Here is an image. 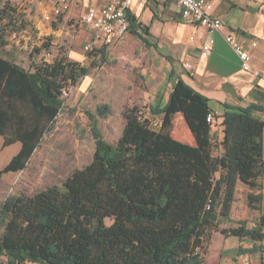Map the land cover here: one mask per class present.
I'll return each instance as SVG.
<instances>
[{
  "label": "trees",
  "instance_id": "obj_1",
  "mask_svg": "<svg viewBox=\"0 0 264 264\" xmlns=\"http://www.w3.org/2000/svg\"><path fill=\"white\" fill-rule=\"evenodd\" d=\"M15 14L7 4L0 8V47L10 25L11 31L26 27L23 16ZM5 19L9 22L3 24ZM128 23V32H147L130 13ZM105 48L96 50L101 60ZM87 73V66L60 52L51 62L30 68L0 54V136L3 146L20 143L0 175L25 168L63 108L64 91ZM208 101L178 78L167 102L149 108L151 115L162 117L160 128L153 129L137 106H128L116 144L103 138L97 117L87 112L95 141L92 161L62 186L0 203V264H202L206 241L221 220L237 224L221 233L252 243L239 254L262 251L264 212L251 227L230 214L237 182L261 190L264 119L255 112L264 107L223 103L222 152L214 156ZM176 113L183 115L193 144L170 134ZM109 114L108 105L98 107L99 118ZM262 201L260 192L248 194L250 208L261 210Z\"/></svg>",
  "mask_w": 264,
  "mask_h": 264
},
{
  "label": "rangeland",
  "instance_id": "obj_2",
  "mask_svg": "<svg viewBox=\"0 0 264 264\" xmlns=\"http://www.w3.org/2000/svg\"><path fill=\"white\" fill-rule=\"evenodd\" d=\"M53 1L0 0V8L5 4L15 8V16L22 15L27 23L26 27L19 31H11L13 26L9 24L4 37L5 44L0 47V54L24 68H30L34 63L51 62L60 52L69 60L87 66L88 73L79 84L64 91L63 108L47 125L25 168L0 175V203L12 195L27 196L52 185L62 186L73 171L83 168L92 161L95 141L87 112L97 117V125L103 138L111 144H116L123 132L125 125L123 111L128 106H137L143 116L148 118L153 129L160 128L162 117L151 115L149 106L154 102L157 92L161 91L164 94L169 89L164 64L157 60L152 50L145 48L140 39L129 32L114 44L107 46L106 58L101 60L100 53L96 50L103 46L97 45L90 51L85 49L94 39V33L81 22L83 6L79 2H73L70 10L48 22L44 15L50 11ZM98 2L103 3L105 0ZM7 22H9L7 19L2 21L3 24ZM16 25L21 26L22 20H18ZM44 43L48 44L45 48L42 47ZM38 48L41 50L36 53ZM102 104L109 106L110 114L99 118L97 109ZM219 130L217 127L211 134L214 156L222 152L217 135ZM170 134L186 140L180 126L175 129L172 125ZM19 147V142L3 146V137L0 136V169ZM215 176H218V173ZM259 183L261 190L251 189L237 182L230 214L233 221L243 220L251 227L260 213L264 212V177L259 178ZM250 192H260L263 195L261 210L249 207ZM106 222L110 223V220L107 219ZM236 225L235 222L221 220L218 230H211V236L206 241V248L202 253L203 264H216L217 261L222 264H260L259 256L264 261V249L259 256L255 254L238 256L237 246L251 242L234 239L231 243L228 238L223 241L218 235H221L219 231L221 228ZM1 231L0 226V233ZM262 244L264 247V242ZM2 260L4 259L0 257V262Z\"/></svg>",
  "mask_w": 264,
  "mask_h": 264
},
{
  "label": "crops",
  "instance_id": "obj_3",
  "mask_svg": "<svg viewBox=\"0 0 264 264\" xmlns=\"http://www.w3.org/2000/svg\"><path fill=\"white\" fill-rule=\"evenodd\" d=\"M110 1L112 0L99 3L98 0H84L79 3L85 11L89 6H101ZM208 1L211 4V16L217 17L222 22L220 30H209L182 17L180 10L173 3L143 0L144 7L133 6L129 13L138 23L147 28V32L137 29L136 33H129L140 39L145 48L152 50L157 60L165 66V77L169 89L164 94L161 91L157 92L149 108L162 107L167 102L174 83L181 78L195 91L208 98L209 108L216 118V123L211 125V134L217 127L220 128L217 135L221 141L223 103L241 107L252 104L264 107V80L255 78L241 69L236 53L226 41V35L229 33H232L234 38L242 44H247L251 40L255 41L256 46L252 49L251 63L254 68L264 70V0ZM211 38L213 43L210 44ZM205 45L210 46L207 51L203 50ZM255 115L264 119V112L257 111ZM172 125L175 129L180 126L181 133L186 137V140H182L173 136L175 139L188 144L194 143L192 133L187 128L181 113L174 115ZM218 235L223 241L228 238L231 243L234 239L239 240L223 233H221L222 236ZM250 247L252 243L237 246V251L240 248ZM261 252L263 250L252 254L238 252L237 255L259 256ZM261 260L262 257L259 256V262ZM216 264L222 263L217 261Z\"/></svg>",
  "mask_w": 264,
  "mask_h": 264
},
{
  "label": "built area",
  "instance_id": "obj_4",
  "mask_svg": "<svg viewBox=\"0 0 264 264\" xmlns=\"http://www.w3.org/2000/svg\"><path fill=\"white\" fill-rule=\"evenodd\" d=\"M84 0H54L51 10L44 15L48 22L58 18L63 12L68 11L73 2ZM173 3L181 12L182 17L201 25L209 30H220L222 22L217 17L210 14L211 4L208 0H160ZM136 6L144 7L143 0H112L101 6H89L81 16V21L86 24L94 33V39L86 45L85 49L90 51L96 47V43L103 46H110L117 42L125 33L128 32V13ZM226 41L231 45L236 53L241 69L249 72L253 77L264 80V70L254 68L251 63L252 49L256 46L255 41L242 44L234 38L232 33L226 35ZM213 43V39L209 40ZM209 45L203 46L207 51ZM190 66L189 64H186ZM211 125L216 123L213 112H209L206 118ZM196 264V263H191Z\"/></svg>",
  "mask_w": 264,
  "mask_h": 264
}]
</instances>
